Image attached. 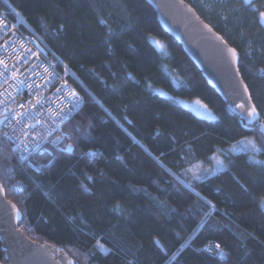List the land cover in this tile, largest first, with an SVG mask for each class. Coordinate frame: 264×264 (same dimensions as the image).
I'll list each match as a JSON object with an SVG mask.
<instances>
[{"label":"trees","instance_id":"1","mask_svg":"<svg viewBox=\"0 0 264 264\" xmlns=\"http://www.w3.org/2000/svg\"><path fill=\"white\" fill-rule=\"evenodd\" d=\"M2 1L68 68L83 96L78 111L28 161L0 135V183L21 212L18 227L65 251L74 264H264L258 12L243 0H184L238 52L259 113L246 127L145 0ZM252 2L264 11V0ZM195 101L208 115L192 107ZM242 140L259 151H241ZM68 145L72 151L62 150ZM217 154L226 166L193 179L188 169ZM211 241L224 258L204 250ZM0 260L7 264L1 240Z\"/></svg>","mask_w":264,"mask_h":264},{"label":"water","instance_id":"2","mask_svg":"<svg viewBox=\"0 0 264 264\" xmlns=\"http://www.w3.org/2000/svg\"><path fill=\"white\" fill-rule=\"evenodd\" d=\"M145 1L154 8L163 31L181 46L207 84L220 96L227 108L242 120L241 110L236 105L241 98L248 102L249 107L254 103L252 98L248 99L249 89L247 87L245 90L247 85L238 68V52L236 51L237 59L234 61L232 53L228 51L235 48L186 1ZM242 121L247 124L246 120ZM20 219L18 207L6 198L4 191L0 192V240L7 264H74L65 251L53 244L29 238L18 227ZM0 264L4 263L0 260Z\"/></svg>","mask_w":264,"mask_h":264},{"label":"snow or ice","instance_id":"3","mask_svg":"<svg viewBox=\"0 0 264 264\" xmlns=\"http://www.w3.org/2000/svg\"><path fill=\"white\" fill-rule=\"evenodd\" d=\"M181 3H183V0H181ZM243 4L249 6L253 11L258 12V19L259 22L264 25V11H260L256 8V6L253 4L252 0H243ZM13 28L15 25L12 26ZM9 30L8 25L6 23L0 22V32L7 33ZM156 43V42H154ZM160 48H163L162 45H157ZM20 48L22 49L20 55H18L15 58V61H11V57L13 56V53L15 52V48L12 46V44L9 43V41H5L4 44H0V50H2L3 53H6L7 55L0 59V88L3 90L0 91V106H3V111L0 112V115L4 117V119H0V124L7 123L9 127L14 128L16 124H21L23 122V128H31L35 129L37 124H41L42 122H46L41 117V112L45 108V105L49 106V113L51 115L48 116L49 119L52 118V116L55 117V119L60 120L61 122L64 120L65 116H67L74 108L78 107L79 103V96L76 94V92L73 90L71 92V97H65L63 95L64 86L56 88L55 93H53V96L51 97H45L43 95L42 89H47V87L53 83V77L55 76L54 72H50L49 68L52 67L49 65L48 67H44L42 64H32L29 69H27L29 75L27 78H24V73H21L19 71V67L22 66L23 63H28L30 61L31 56L33 53H31L30 49H25L23 45H20ZM232 53L233 60L235 61L237 59L236 57V50L235 49H229ZM43 69V73L47 74L46 77L41 74L40 71L37 69ZM260 71L264 72V69H261ZM33 76L39 77L43 82L42 83H36L35 80L32 79ZM9 81H12V83H9ZM4 85H7V87H4ZM24 88H27L30 93H36V95L33 97L35 100V103H31V101L25 103V104H19L15 107L9 106L8 101L11 99L13 102L15 101V94L21 93ZM245 90H247V86H245ZM59 94V95H58ZM248 99L250 100L251 97L249 96ZM57 100L60 101H67V103L72 105V108L64 109L60 108L58 111L52 107L56 103ZM197 104H199V101H196ZM237 108L241 110L242 113V120H246L247 124L246 127H250L254 121H256L259 117V113L255 107V105H251L249 107V104L247 101H245L243 98H241L240 103L236 105ZM16 108L22 109L16 110ZM33 109H35V112H33ZM11 113L13 116V119H15L16 124H13L11 120L8 119V114ZM243 113H246V115H243ZM47 115V114H46ZM19 119H16V118ZM35 120V123H30L31 121ZM55 122V120H53ZM260 130L262 134H264V123L260 124ZM24 137L27 139L29 133L28 132H22ZM7 135V134H5ZM51 135V133H49ZM38 136V133L32 134V139L36 140ZM59 139V137L57 138ZM31 141H29L30 143ZM43 142V138H40V140L34 145L35 148H39L40 143ZM241 146V151H259L257 148V145L254 141L250 140H242L237 142ZM21 145H23V150L28 151V143H25L24 140H20L19 144L17 145V148H19ZM66 151H72L71 145H68L65 149ZM89 156H95V153H88ZM22 159H25V157H21ZM216 163L218 165L217 169L211 170L212 173L218 170H222L225 165L224 161L216 158ZM259 163H264V161H259ZM198 166H193V168L188 169V171L192 172L193 179L195 180H201L204 178H207V173L209 170H205V172L201 173L197 171ZM14 169L9 168L6 170V174L10 175ZM89 179H91L89 177ZM4 191V185L3 183H0V192ZM209 204H211L210 201H208ZM262 206H264V201H262ZM214 208L215 206L212 205ZM17 216L19 217V212H17ZM159 241H157V244ZM100 249H103L105 252H107V249H104L103 245H97ZM184 248V245L181 246L180 251H182ZM213 248L220 249V245L218 243L209 245L206 249L207 251H211ZM179 253H176L174 255H178ZM221 257L223 256V251L221 250L220 253ZM174 258V257H173ZM71 264V262H69Z\"/></svg>","mask_w":264,"mask_h":264},{"label":"built area","instance_id":"4","mask_svg":"<svg viewBox=\"0 0 264 264\" xmlns=\"http://www.w3.org/2000/svg\"><path fill=\"white\" fill-rule=\"evenodd\" d=\"M2 2L3 1L0 0V22L6 23L9 30L7 31V33L0 32V44H4L5 41H9V43L12 44V46L15 48V52L11 57L12 62L15 61V58L20 55L22 51L20 45H23L25 49H30L31 53H33L30 61L28 63H23L22 66L19 67V71L21 73H24V78L28 77L29 73L27 69H29L32 64H42L44 67H48L49 65H51L52 67L49 68V71L54 72L55 76L52 78L53 83L50 84L47 89L41 90L43 92V95L45 97H51L53 96V93H55L56 88L64 86L63 95L65 97H71V92L74 90L80 98L78 107L74 108L67 116H65L62 122L58 119H55L54 116L49 119L48 116L51 115V113H49V106L45 105V108L41 112V117L46 122L37 124L35 129L23 128V122L21 124H16V121L15 119H13L12 114H8V119L11 120L13 124H16V126L12 128L9 127L7 123L0 124V135L9 143L16 157L21 162H23L28 161L31 155L39 150L45 143H47L55 133L61 131L65 122L69 118H71L81 107L83 103V96L73 84V81H76L75 77L62 63V61L55 55L54 52L51 51V49H49L44 41L25 23V21L17 13H15L11 8L5 9L3 6H1ZM13 25H15L14 28L12 27ZM6 55V53H3L2 50H0V59H3ZM37 70L46 77L47 74L43 73L42 68ZM32 79L35 80L36 83L43 82L39 77L36 76H33ZM9 83H12V81H9ZM4 87H7V85H4ZM2 90L3 89L0 88V91ZM35 95L36 93H30L27 88H24L21 93L15 94L14 102L9 99L8 105L15 107L16 105L25 104L29 101H31V103H35V100L33 99ZM52 107L58 111L60 108H72V105L67 103V101L57 100L56 103L52 105ZM16 110L22 111V109L19 108H16ZM2 111L3 106H0V112ZM33 112H35V109H33ZM0 119H4V117L0 115ZM16 119L19 118L17 117ZM53 120H55V122H53ZM30 123H35V120L31 121ZM22 132L29 133L27 139L24 137ZM33 133H38L36 140L32 139ZM49 133H51V135H49ZM40 138H43V142L40 143L39 148L34 149V145L40 140ZM20 140H24L25 143H28V151L23 150V145L17 148ZM29 141L31 142L29 143ZM21 157H25V159H22ZM212 244H216V242H209L205 246L204 250L209 254L217 256L218 258H224V252L222 257L219 254L222 250L221 248H213L211 251L206 250L208 246Z\"/></svg>","mask_w":264,"mask_h":264},{"label":"rangeland","instance_id":"5","mask_svg":"<svg viewBox=\"0 0 264 264\" xmlns=\"http://www.w3.org/2000/svg\"><path fill=\"white\" fill-rule=\"evenodd\" d=\"M196 102V101H195ZM201 103V102H200ZM202 104V103H201ZM203 105V104H202ZM192 107L197 111V112H199V113H201V114H203V115H208V112H206V109L203 107V106H201V105H199V104H195V105H192ZM193 110V109H192ZM194 111V110H193ZM209 111V110H208ZM199 113H197V114H199ZM209 113H210V116H206V117H208V118H210V117H213V115H212V113L209 111ZM219 158V159H221V160H223L224 161V165L226 166V161L224 160V157L222 156V155H213V158ZM216 158L214 159V160H212V162H210V163H207V164H204V165H200V166H198V168H197V171L198 172H201V173H203V172H205V170H209L208 171V173L206 174L207 176H209V175H211V174H213L212 172H211V170H213V169H217L218 168V165H217V163H216ZM215 172H217V171H215ZM214 172V173H215ZM192 173V172H191ZM193 176V175H192ZM193 178V177H192Z\"/></svg>","mask_w":264,"mask_h":264}]
</instances>
